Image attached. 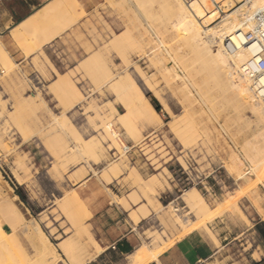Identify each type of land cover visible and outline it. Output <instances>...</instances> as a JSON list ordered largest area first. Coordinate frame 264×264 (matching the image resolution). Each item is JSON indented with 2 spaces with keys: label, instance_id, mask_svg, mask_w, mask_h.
I'll return each mask as SVG.
<instances>
[{
  "label": "rangeland",
  "instance_id": "374dc122",
  "mask_svg": "<svg viewBox=\"0 0 264 264\" xmlns=\"http://www.w3.org/2000/svg\"><path fill=\"white\" fill-rule=\"evenodd\" d=\"M58 2L60 0H0V41L14 63L6 72L0 65V211L1 205L9 208L13 205L24 215V227H19L16 235L27 258L17 253L20 250L4 248L0 244V263L33 262L37 253L28 237L36 235L38 228L46 232L54 244L53 249L57 248L55 251L64 259L67 258L59 250V244L74 238L81 240L84 226L98 239L89 221L91 216L87 219L79 217L83 227L77 229L70 216L73 208L70 212L63 207L66 201H75V209L80 212V203L85 205L73 189L78 182L72 180V175L82 172H86L84 180L94 176L106 185L123 217L131 218L140 205L153 207L156 221L153 231L146 232L148 239L144 242L152 252L169 247L196 229H204L219 244L210 230L217 226L225 227L224 232L229 234L228 240L232 242L227 252L231 258L217 264H247L252 258L264 259V237L255 225L264 220V182L253 173L245 154L250 151L263 159V142L252 140V131L257 125L255 116L250 111H242L240 102L227 101L229 91L225 75L215 66L214 74L205 71L204 65L210 60L204 51H192L187 37L176 31L173 33L170 24L174 16L163 9L162 0H102L100 5L84 11L78 20L44 44L33 57L21 63L15 60L16 55L8 43L7 27L40 6ZM209 2L216 7V2L224 5L221 0ZM235 9L228 6L224 12H219L223 15ZM107 23L113 24V29L107 28ZM159 40H163V44ZM155 52L165 55L169 72L153 60ZM171 66L177 69L180 78L174 79ZM189 71L196 76L192 83L190 75L189 78L186 76ZM59 73L70 77L81 93L72 96L71 105L64 101L60 92L51 89ZM127 74L135 79L150 100L156 98L160 102L157 119L146 124L134 118L133 126L125 121L122 115L128 112V96L122 93L119 83ZM211 75L212 80L205 81ZM194 81L199 83L198 86ZM188 87L194 102L197 101L194 105L185 98L186 94L183 96ZM157 93L170 106L171 114ZM36 109L38 113L33 115ZM61 113L67 115L71 127L66 135L56 127ZM110 121L114 122L120 139L124 140L122 143L129 149L116 148L106 131ZM176 121L177 125L172 127ZM71 133L73 135L69 136ZM76 134L97 144V152L84 153L77 148ZM245 139L251 141V146L246 145ZM231 153L238 154L245 163L244 168L241 167L242 170L247 168L243 178L234 171ZM118 165L122 172L117 175L115 167ZM17 175L21 176L22 183ZM249 177L254 184L248 188L246 180ZM191 187L198 188L211 206L206 218H200L202 209L187 207L183 202L182 195ZM20 192L28 202L22 199ZM135 197L140 200L134 202ZM120 199L128 200L129 208L123 207ZM175 199L181 207L186 206L181 210L186 214L184 220L188 222L185 224L170 204ZM2 214L0 212V224L12 234L13 224L19 220L7 222ZM81 245L88 248V254L81 256L88 264L95 248L88 238ZM16 258L19 262H14ZM20 259L27 261L23 263ZM112 261L109 256L104 258L103 264H112Z\"/></svg>",
  "mask_w": 264,
  "mask_h": 264
},
{
  "label": "bare ground",
  "instance_id": "6f19581e",
  "mask_svg": "<svg viewBox=\"0 0 264 264\" xmlns=\"http://www.w3.org/2000/svg\"><path fill=\"white\" fill-rule=\"evenodd\" d=\"M110 1H112V0H110ZM221 1L222 2H220V3H223L224 5L227 4L231 9H233V8H236V9L232 13L226 12L225 14L221 15V13L217 9V7L212 5L209 2V0H162V2H163L162 4H163V9L165 8L166 10H169L173 14L172 16H174L173 18L171 17L172 22L170 24L171 28L173 29V33H175L174 31H176V33L178 35L183 36V37L184 36L187 37L191 41L190 45H191L192 51H193V49L199 50V51H204V55H206L208 57V59L210 60V62H208V64L206 63L204 65L205 71L208 70L209 72L214 74L213 67L215 66V67H217V70L220 73L225 75V84H226V87L229 91L227 101L232 102V101L236 100V102H240L241 103L240 105L242 106L241 107L242 111H245V110L250 111L255 116V119L257 121L256 122L257 125H256V128L254 129V131H252L253 132V135H251L252 140L258 141V139H261L262 140L261 142H263V149H264V103L261 100L256 98V96L254 95V92H253L252 80L247 75H245L242 71L243 64L248 60L249 57H251L257 51L253 50L254 47L249 48V46L246 45V46H242L237 53L231 54L224 48L225 40L228 37L233 36L237 32H242L244 34V33H247L249 30H251L252 18L256 12H258L259 10L264 8V0H246V1L245 0H221ZM83 13H84V10L81 7L78 0H60V2H58L54 5H44L40 8H38L33 14L28 16L25 20H23L22 22L17 24L14 28H12L11 29V36H12L13 40L16 42V44L21 49H23L28 55H30V54L36 53L38 50L42 49L44 44H46V43L50 42L51 40H53L54 38H56L63 30H65L68 26H70V24L72 22H75L76 20H78L79 16H81ZM219 19H220V21L217 22ZM202 24L204 25V27ZM113 26H114L113 24L107 23V28L113 29ZM155 34H157V33H155ZM158 34H161V33H158ZM34 39L37 41H35ZM163 39H164V37H163ZM159 41H160V43L163 44V40L162 41L159 40ZM213 46H217V48L215 47L216 49H214ZM169 47H171V46H169ZM169 47H167V48H169ZM179 50H180V48H179ZM156 51L160 52V50H156ZM161 51H162V49H161ZM163 52H164V50H163ZM163 52H161V53H163ZM162 55L155 52V54L153 55V57H154L153 60H157L158 63H157V61H156V63L160 64V66L162 64L161 67H163L165 70H167V72H169L168 68L165 66V60L167 61V59H166L165 55H163V56ZM171 55H170V57H171ZM11 64H14V63H13V60L10 56V53L6 49V47L2 44V42L0 41V65H2L4 71L6 72L7 70L10 69L9 66ZM36 64H37V66L41 65V64H39L38 59L36 60ZM171 68L175 72V78L174 79H176V77L180 78L181 75L179 73H177V71H176L177 69L173 68L172 66H171ZM39 69H41V68H39ZM169 69H170V67H169ZM187 69H186V71H187ZM199 71H201V70H199ZM201 72H203V71H201ZM164 73H166V72H164ZM189 73L190 74H188V75L186 74V76H188V78H189V75H190L191 83H192L193 78L195 77L194 79H196V76L195 75L193 76L194 73L191 74L192 72H190V71H189ZM196 75H197V73H196ZM212 76L213 75H211L208 80L205 78L206 79L205 81H207V82L211 81ZM167 78H168V76H167ZM194 82H193V84L196 83L198 86L199 83H197V81L195 83ZM148 84L152 89H155V87L152 84H150V83H148ZM185 86H188L187 83ZM194 86H196V85H194ZM201 86H203V85L201 84ZM119 88L122 90V93H125L128 96V99H127L128 112L124 113L122 116L125 117V121L130 123V125H132L134 118H138V120L140 119L143 123L147 124L150 122V120H152L154 118L157 119L159 117V112L157 111L155 106L152 104L150 98L144 93L143 89L138 85V83L135 81V79L130 74L125 75L121 79V81L119 83ZM51 89L57 93L60 92L63 95L65 102H70V100L74 94L78 95L77 93H80L76 90V87H75L74 83L72 82L71 78L68 77L66 74H63V73H59V78H57L54 81ZM190 91H192V90H190ZM190 91H189V87L187 89H184L183 96L186 94L185 98L187 97L189 100L187 98L186 99L189 101V103L191 101V103L193 102V105H194L197 101L194 102V98L192 97L193 94H191ZM80 95H81V93H80ZM156 96L162 101L167 112L171 114L172 111H171L170 106L163 100V98L160 96V94L157 93ZM194 97H195V95H194ZM183 100H185V99L183 98ZM183 100H182V103H183ZM195 100H197V98ZM189 103H187V104L189 105ZM70 105H71V102H70ZM33 112H34L33 115H37L38 109H36ZM61 115H62V113H61ZM66 116L67 115H65V114H63L61 117L58 116L61 119L60 120H59V118L57 119L58 121H57V126H56L60 130H62L65 135L68 133V130L71 131L70 130L71 127L69 125V122H68V119ZM177 123H178L177 121L172 123V127H175L177 125ZM71 125H73V124H71ZM113 125H114L113 121L108 122L106 125V131L108 132L110 139L113 141L116 148H118V149L127 148L128 146L124 147L125 145L121 141L123 139H120L119 138L120 136H118L116 131H114L112 129ZM48 126L49 125H47L46 128ZM26 127H28V125H26ZM44 128H42V129H44ZM22 130L24 131V129H22ZM37 130H38V128H37ZM27 131H29V130H27ZM72 135L73 134L71 133V135H69V136H72ZM24 136H27V135H24ZM69 136H67V137H69ZM121 137H122V135H121ZM246 140L247 139H245V141ZM74 142L76 143V147L79 148L84 153L94 154L95 152H97V149H98L97 144H95L93 142H89L88 140H84V139H82V137H80L78 135L76 136V140H74ZM250 142H251L250 140H247L245 143H247L246 144L247 146H251ZM238 143H240V142H238ZM246 145H244V146H246ZM253 146L254 145H252V147ZM244 151H246V147H245ZM245 154H246V157L248 158V160L250 161L253 173H255L257 177H259V180H261V182L262 181L264 182V158L263 159L258 158L255 154L253 155L250 151L247 153L245 152ZM231 161H232V166L234 168V171H237L240 178H243L246 174L247 168L245 170H242L241 167L244 168L245 163H243L242 159L238 156V154H234V155L232 154L231 155ZM19 164H20V166L22 165L21 163H19ZM115 172L117 175L122 172L121 169L119 168V165L115 167ZM85 176H86V172H82L79 175L74 174V175H72V180L76 183V182L82 180ZM0 177H2L1 173H0ZM106 178H107V176H106ZM250 178L251 177H249L246 180V182L248 183V188L253 186V184H254L252 179H250ZM17 179L20 183H22L21 182L22 181L21 176L17 175ZM107 180H108V178H107ZM155 181H156V179L153 180V182H155ZM151 184H153V183H151ZM2 192H4V191H2ZM259 193L260 192H258V194ZM74 198L76 201H78L80 203V200L77 196H74ZM139 200H140V197L134 198V202H138ZM183 200L191 207H199L200 209H202L201 216H200V218H202V219L206 218L209 215V213L211 212L210 204L205 200V198L201 194L200 190L196 187H191L189 190H187L184 197H183ZM74 202L66 201L64 203L63 207L67 211L70 210V212H71V209L73 208L74 211L70 213V216L73 220L74 226L77 227V229H79L81 226L83 227L81 219L79 217H84L85 219H87L91 216L92 213L89 211V209L83 203H80V210H79L80 212H78L77 209H75V205H74L75 203ZM119 203L125 208H129V206H130L128 200H126V199H122V200L120 199ZM233 203H234V201H232V204ZM256 203L259 204L257 199H256ZM1 206H2L1 207L2 211H0V212H1V214L3 213L2 215L7 222H13L14 223V222H16V220H19V222L13 224V231L14 232L12 234H9L3 228V226L0 224V244L4 248L5 247L6 248L11 247V248H16V250H20V252L17 251V253L23 254V256H21V255L20 256L22 258L23 257L25 258L26 251L23 249L21 241L18 239V237L16 235V230H18L19 227L24 225L25 217L22 214V212L18 208L14 207L13 205H12L13 208L7 207L8 205H6V207H3L4 205H1ZM9 206H10V203H9ZM258 208H261L260 204H259ZM181 210L182 209H180V212H178L177 215H178L179 219L182 220V222L185 224L188 221L184 220V217L186 216V214H183L181 212ZM152 213H153V207H151L150 204H143V205H140L137 210L132 212L131 218L135 224H138L143 218L150 216ZM15 217H18V219H15ZM186 220H188V219L186 218ZM30 222H31V220H30ZM189 224H190V222H189ZM26 226L27 225H25V227ZM23 227H22V229H23ZM38 227H39V225H38ZM81 230L83 233V237L81 240L80 239L76 240L74 238L71 241L65 240L59 244L60 245L59 250L67 258V259H64L63 257H60V254H58L56 252L57 248L53 249L54 244L49 239L46 232L42 228H38L36 231L37 232L36 235H32V236L28 235L29 236L28 238L32 244V247L35 248L36 253H37V258L33 262H31L30 264H85V262L83 261L81 256L83 257L84 256L83 254H86V253L88 254V248L85 249V246L82 247V245H84V244L82 243V245H81V242H83L86 238H88L91 241L93 247L95 248V251H94L95 254L90 255L91 258L94 259L100 253L103 252V248L101 247L99 242L96 241V239L94 238L92 232L90 231V229L88 227L84 226V228H82ZM27 233H28V231H27ZM27 233H26V235H27ZM80 234H81V232H80ZM79 237H80V235H79ZM86 244L87 243H85V245ZM86 247H88V244L86 245ZM129 258H130L132 264H140L146 259H152L153 255H152V252L149 250L148 246L143 244L134 253L130 254ZM25 259H27V258H25ZM25 259H23V261L21 259L20 260L24 263L27 261V260L25 261ZM9 262L10 263H8V264H15V263H13V261H9ZM14 262H19V261H17V258H16V260H14ZM0 264H2V263H0Z\"/></svg>",
  "mask_w": 264,
  "mask_h": 264
},
{
  "label": "crops",
  "instance_id": "0c3cea01",
  "mask_svg": "<svg viewBox=\"0 0 264 264\" xmlns=\"http://www.w3.org/2000/svg\"><path fill=\"white\" fill-rule=\"evenodd\" d=\"M78 1L85 13L102 3V0ZM32 13L23 15L7 27L8 43L16 55L15 60L20 63L28 57H33L35 53L29 56L21 49L13 40L11 29ZM73 189L92 213L89 221L99 244L103 248V252L95 257L96 259L90 260L88 264H103L104 258L109 256L113 259L112 264H132L129 255L140 248L148 239L146 232L148 230L153 231L156 221L153 213L149 217L143 218L138 224H135L130 217H123L122 211L114 205L106 185L94 176L78 181ZM183 202L187 207L189 206L184 200ZM262 221L264 220L258 221L255 225ZM219 222L222 223L223 221ZM224 228L212 226L210 229L219 244H216L215 240L204 229H196L169 247H161L155 252L149 249L154 258L146 259L140 264H217L226 262L231 258L227 252L230 250L232 242L228 240L229 234L224 232ZM165 241H167L166 238ZM114 246L115 248H113ZM263 260V258H252L247 264H264Z\"/></svg>",
  "mask_w": 264,
  "mask_h": 264
},
{
  "label": "built area",
  "instance_id": "2783aa9c",
  "mask_svg": "<svg viewBox=\"0 0 264 264\" xmlns=\"http://www.w3.org/2000/svg\"><path fill=\"white\" fill-rule=\"evenodd\" d=\"M216 5L220 12H224V8L228 7V5H222L217 2ZM246 45H248L249 48L254 47L253 50L257 52L249 57L243 64L242 71L252 80L253 92L256 98L264 103V8L256 12L253 16L251 30L244 34L242 32H237L233 36L228 37L225 40L224 48L229 53L235 54L242 46ZM112 129L116 131L119 136L115 125L112 126ZM170 204L173 205L175 212H180V209L186 207H181L177 199L173 200ZM113 248H115V246Z\"/></svg>",
  "mask_w": 264,
  "mask_h": 264
},
{
  "label": "trees",
  "instance_id": "16d2710c",
  "mask_svg": "<svg viewBox=\"0 0 264 264\" xmlns=\"http://www.w3.org/2000/svg\"><path fill=\"white\" fill-rule=\"evenodd\" d=\"M152 104L155 106V108L157 109V111L161 110V105L160 102L156 99V98H152L151 99ZM18 191L20 190V187L17 186ZM19 195L22 197V199L26 202H28V198L22 194L21 192L19 193ZM256 229L259 231L260 235L262 237H264V221H262L261 223L256 225ZM264 261V260H263Z\"/></svg>",
  "mask_w": 264,
  "mask_h": 264
}]
</instances>
